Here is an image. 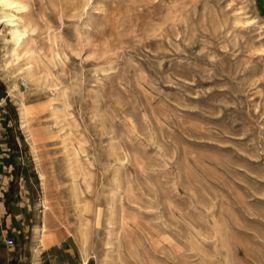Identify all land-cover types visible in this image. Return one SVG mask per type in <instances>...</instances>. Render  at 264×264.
<instances>
[{"label": "rangeland", "instance_id": "1", "mask_svg": "<svg viewBox=\"0 0 264 264\" xmlns=\"http://www.w3.org/2000/svg\"><path fill=\"white\" fill-rule=\"evenodd\" d=\"M21 1L0 264H264V0Z\"/></svg>", "mask_w": 264, "mask_h": 264}, {"label": "bare ground", "instance_id": "2", "mask_svg": "<svg viewBox=\"0 0 264 264\" xmlns=\"http://www.w3.org/2000/svg\"><path fill=\"white\" fill-rule=\"evenodd\" d=\"M0 5H2L4 9L8 10L4 13V15H2L4 20L1 19L0 22L6 21V23L10 27V34L12 38L11 43L10 44L8 43L4 48L3 57L0 63V69L3 71H7L11 67H14L17 64V61L19 60L20 57V53H21L20 49L23 44L24 35L26 33V26L23 27V25L19 22V20L22 19L18 16V13L24 11L27 6L21 0H0ZM26 71L28 74L32 76L36 72V67H34L33 65H29L26 67ZM26 87L29 88L28 83H26ZM10 92L22 104L21 118L24 127H26L28 122L30 123V120H28L29 119L28 114L30 110L28 106L24 103L23 101L24 96L22 92L19 90V87L15 81L10 83ZM53 110H54L53 114L56 115V117H58V113H57L58 110L55 109ZM39 173L42 179V183L45 184V182L47 181L46 180L47 177L44 173L43 168L40 165H39Z\"/></svg>", "mask_w": 264, "mask_h": 264}, {"label": "crops", "instance_id": "3", "mask_svg": "<svg viewBox=\"0 0 264 264\" xmlns=\"http://www.w3.org/2000/svg\"><path fill=\"white\" fill-rule=\"evenodd\" d=\"M7 139V134L0 132V150L7 149V143L5 142ZM5 156L0 154V232L1 234H7L9 232H13L15 229V220L21 218L20 215L12 213L7 210L6 204L8 203L6 200L10 198L7 190L9 188L10 183V168H9V160L8 154L4 153ZM22 193H20V196ZM23 197V195H22ZM11 200V199H10ZM11 204H14L15 201L12 199L10 201ZM14 215V217H13ZM56 264V262L54 261ZM83 264H88V259L83 260Z\"/></svg>", "mask_w": 264, "mask_h": 264}, {"label": "built area", "instance_id": "4", "mask_svg": "<svg viewBox=\"0 0 264 264\" xmlns=\"http://www.w3.org/2000/svg\"><path fill=\"white\" fill-rule=\"evenodd\" d=\"M22 84L26 86V82L24 80H22ZM2 116H3V103L0 102V121L2 119ZM15 243V239L14 237L12 236H8L7 239H6V244L11 246Z\"/></svg>", "mask_w": 264, "mask_h": 264}, {"label": "trees", "instance_id": "5", "mask_svg": "<svg viewBox=\"0 0 264 264\" xmlns=\"http://www.w3.org/2000/svg\"><path fill=\"white\" fill-rule=\"evenodd\" d=\"M2 98V97H1ZM6 112V109L5 108H3V114Z\"/></svg>", "mask_w": 264, "mask_h": 264}]
</instances>
